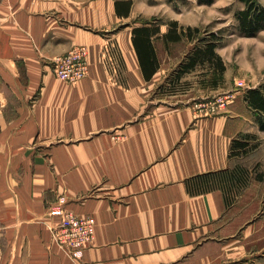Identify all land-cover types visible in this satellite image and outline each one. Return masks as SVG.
Listing matches in <instances>:
<instances>
[{"label": "crops", "instance_id": "0c3cea01", "mask_svg": "<svg viewBox=\"0 0 264 264\" xmlns=\"http://www.w3.org/2000/svg\"><path fill=\"white\" fill-rule=\"evenodd\" d=\"M150 7L0 0V264H264V176L231 155L240 134L264 136L256 113L241 90L200 104L227 73H179L192 42L165 33L187 22ZM150 22L142 62L133 28ZM77 45L89 70L71 84L53 60ZM59 203L96 218L81 259L51 232Z\"/></svg>", "mask_w": 264, "mask_h": 264}, {"label": "rangeland", "instance_id": "374dc122", "mask_svg": "<svg viewBox=\"0 0 264 264\" xmlns=\"http://www.w3.org/2000/svg\"><path fill=\"white\" fill-rule=\"evenodd\" d=\"M141 7L151 6L159 10L167 8L170 15L183 19L184 26L201 28V32L191 39L192 47L198 44V37L215 33L220 37V55L226 65V79L221 80V88L200 98L204 106H215L219 111L228 101L234 99L235 91H246L264 82V29L256 34H245L240 30L237 11L244 9L246 3L241 0H215L202 3L200 0H137ZM264 5V0H258ZM159 19L160 15H156ZM184 44L181 48H184ZM203 68L194 69L191 78L199 79ZM225 74V73H224ZM199 76V77H198ZM223 78V77H222ZM191 79V80H192ZM189 81V80H188ZM187 81V82H188ZM256 134V133H255ZM251 136L250 145L236 155L237 163L233 169L245 174L246 180L264 176V136ZM244 137V136H243Z\"/></svg>", "mask_w": 264, "mask_h": 264}, {"label": "trees", "instance_id": "16d2710c", "mask_svg": "<svg viewBox=\"0 0 264 264\" xmlns=\"http://www.w3.org/2000/svg\"><path fill=\"white\" fill-rule=\"evenodd\" d=\"M202 3H213L215 0H200ZM246 3V7L237 11V18L239 21V27L245 34H256L264 29V5L259 3L258 0H241ZM118 2V6L121 3ZM126 4L125 15L130 12L131 1H122ZM156 19V18H155ZM133 43L135 44L139 57L142 62L145 61L144 56H151L156 59L155 47L152 44V36L160 33L161 29L155 22H150L147 25L135 26L133 28ZM201 32V28L193 26H183L179 24V21H171L169 31L165 33V37L170 40H179L183 36L188 40L195 38L198 33ZM198 44H196L186 57V59L180 64L178 69L179 73L190 72L195 69L198 64L206 65L215 70L214 74L210 77L212 85H217L218 80L222 79L225 73L226 65L223 56L219 55L217 48L219 47V39L217 34L210 33L205 37H198ZM145 69V66H144ZM147 72V70H146ZM147 78L150 74L147 72ZM249 107L256 113V121L260 130L264 132V82L257 87H249L244 93ZM244 136V137H243ZM251 136L257 137L255 133H243L236 137L232 143L231 155L236 156L239 151L246 150L250 145Z\"/></svg>", "mask_w": 264, "mask_h": 264}, {"label": "built area", "instance_id": "2783aa9c", "mask_svg": "<svg viewBox=\"0 0 264 264\" xmlns=\"http://www.w3.org/2000/svg\"><path fill=\"white\" fill-rule=\"evenodd\" d=\"M88 53L87 46L77 45L63 56L57 57L53 60L55 74L68 83L78 82L89 70ZM210 109L216 110L215 106ZM49 215L59 218L57 223L51 225L55 240L74 258L81 259L85 249L94 240L96 218L79 216L69 208L67 209L64 203L55 205Z\"/></svg>", "mask_w": 264, "mask_h": 264}]
</instances>
